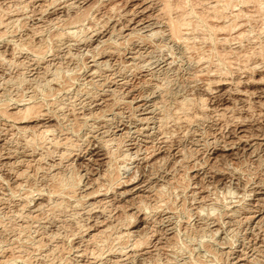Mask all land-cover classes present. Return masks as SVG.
<instances>
[{
  "label": "rangeland",
  "instance_id": "374dc122",
  "mask_svg": "<svg viewBox=\"0 0 264 264\" xmlns=\"http://www.w3.org/2000/svg\"><path fill=\"white\" fill-rule=\"evenodd\" d=\"M218 1L0 0V264H264V0Z\"/></svg>",
  "mask_w": 264,
  "mask_h": 264
},
{
  "label": "bare ground",
  "instance_id": "6f19581e",
  "mask_svg": "<svg viewBox=\"0 0 264 264\" xmlns=\"http://www.w3.org/2000/svg\"><path fill=\"white\" fill-rule=\"evenodd\" d=\"M174 1H175V0H174ZM220 1H221V0H220ZM220 1H218V2H220ZM168 2H169V1H168ZM164 3H165V2H164ZM166 3H167V2H166ZM166 3H165V4H166ZM171 3H172V2H171ZM222 3H223V2H222ZM248 3H249V2H248ZM250 3H251V2H250ZM165 4H164V6H165ZM167 4H168V3H167ZM216 4H217V3H216ZM253 4H254V3H253ZM194 5H195V4H194ZM248 5H249V4H248ZM166 6H167V5H166ZM223 6H224V4H223ZM168 7H169V5H168ZM168 7H167V8H168ZM209 7H210V6H209ZM177 8H178V7H177ZM163 9H164V8H163ZM170 9H171V8H170ZM211 9H212V8H211ZM221 9H222V8H221ZM225 9H226V8H225ZM221 11H223V10H221ZM224 11H225V10H224ZM181 12H182V11H181ZM181 12H180V13H181ZM188 13H189V12H188ZM208 13H209V12H208ZM221 13H222V12H221ZM186 14H187V13H186ZM210 14H211V13H210ZM212 14H213V13H212ZM184 15H185L184 13H183V14L181 13L180 16L178 15L179 17L176 18V19H174V21L172 20L173 22L171 21V24H172L173 26L175 25V26H177V27H178V24H181V25H179V27L185 25L186 22L184 23V20H186V19L183 20ZM187 16H188V15H187ZM255 16H256V15H255ZM0 17H1V16H0ZM168 17H169V16H168ZM223 17H224V16H223ZM184 18H185V17H184ZM253 18H254V17H253ZM3 19H5V18H3ZM243 19H244V18H243ZM76 20H77V19H76ZM156 20H157V19H156ZM204 20L206 21V19H204ZM171 24H170V25H171ZM207 24H208V23H207ZM210 24H212V23H210ZM9 25H10V24H9ZM172 25H171V26H172ZM173 26H172V27H173ZM224 26H225V25H224ZM9 27H10V26H9ZM168 28L171 30V28H170L169 26H168ZM175 28H176V27H175ZM175 28H174V29H175ZM182 28H183V27H182ZM218 28H219V27H218ZM180 29H181V28H180ZM223 29H224V28H223ZM219 30H220V29H219ZM225 30H226V29H225ZM171 31H172V30H171ZM172 32H173V31H172ZM175 33H176V32H175ZM175 33H174V34H175ZM177 34H178V33H177ZM169 35H170V34H169ZM40 46H41V45H40ZM36 52H37V51H36ZM49 52H50V51H49ZM112 52H113V51H112ZM112 52H111V53H112ZM39 53H41V52H39ZM109 53H110V52H109ZM263 55H264V54H263ZM36 57H37V56H36ZM62 57H63V56H62ZM21 60H22V59H21ZM21 74H22V73H21ZM96 78H97V77H96ZM101 79H102V78H101ZM98 81H99V80H98ZM21 82H22V81H21ZM49 82H50V81H49ZM56 83H57V82H56ZM187 101H188V100H187ZM184 104H185V103H184ZM204 104H205V103H204ZM63 105H64V104H63ZM182 105H183V104H182ZM187 105H188V104H187ZM185 106H186V104H185ZM185 106H184V107H185ZM27 107H28V106H27ZM57 107H58V106H57ZM186 107H187V106H186ZM3 108H4V107H3ZM31 108H32V105H31ZM36 108H37V106H36ZM58 108H59V107H58ZM187 108H188V107H187ZM6 109H7V108H6ZM24 109H25V108H24ZM27 109H29V107H28ZM32 109H33V108H32ZM34 109H35V108H34ZM184 109H185V108H184ZM58 110H59V109H58ZM185 110H186V109H185ZM14 111H15V110H14ZM0 112H1V111H0ZM4 113H6V112L4 111ZM23 113H24V112H23ZM38 113H39V112H38ZM30 114H31V113H30ZM181 114H182V113H181ZM0 115H1V114H0ZM9 116H10V115H9ZM11 116H12V115H11ZM187 117H188V116H187ZM9 118H10V117H9ZM14 118H15V117H14ZM11 126H12V125H11ZM19 128H20V127H19ZM14 129H15V128H14ZM74 129H75V128H74ZM20 130H21V129H20ZM20 130H19V131H20ZM41 132H43V131H41ZM41 132H40V133H37V132H36V133L42 135L41 137H44V136H43V133L41 134ZM45 132H46V131H45ZM24 134H25V133H24ZM34 134H35V133H34ZM22 135H23V133H22ZM27 135H28V134H27ZM32 136H33V135H32ZM37 137H39V136H37ZM26 138H27V137H26ZM32 139H33V138H32ZM38 139H40V137H39ZM41 139H42V138H41ZM52 139H53V138H52ZM24 140H26V139H24ZM35 140H37V139H35ZM27 141H28V140H27ZM27 141H26V142H27ZM43 141H44V139H43ZM65 141H66V139H65ZM32 142L36 144V142H34V140H32ZM37 142H38V141H37ZM28 143H29V142H28ZM66 143H67V142H66ZM71 143H72V141H71ZM29 144H31V140H30V143H29ZM63 145H64V144H63ZM69 145H71V144H69ZM56 146H57V145H56ZM69 148H70V146H69ZM63 152H64V151H63ZM107 152H108V151H107ZM65 153H66V152H65ZM65 153H64V154H65ZM62 156H63V155H62ZM62 158H63V157H62ZM37 159H38V158H37ZM109 161H110V160H109ZM60 179H61V178H60ZM69 180H70V179H69ZM106 180H107V179H106ZM59 183H60V182H59ZM63 183H64V182H63ZM104 183H105V182H104ZM57 186H58V185H57ZM64 186H65V185H64ZM116 186H117V185H116ZM60 187H61V186H60ZM55 192H56V191H55ZM28 198H29V197H28ZM57 198H58V197H57ZM60 203H61V202H60ZM65 203H66V202H65ZM56 204H57V202H56ZM153 204H154V203H153ZM57 205H58V204H57ZM62 205H63V204H62ZM62 205H61V206H62ZM95 209H96V208H95ZM97 210H98V209H97ZM29 217H30V216H29ZM106 231H107V230H106ZM99 235H101V234H99ZM102 235H103V234H102ZM104 235H105V233H104ZM95 236H96V235H95ZM105 236H106V235H105ZM107 236H108V235H107ZM89 237H90V236H89ZM101 237H102V236H101ZM92 238L95 239L94 236H92ZM118 238H119V237H118ZM90 239H91V238H90ZM90 239H89V240H90ZM98 239H99V238H98ZM144 241H145V240H144ZM82 242H83V241H82ZM94 242H95V241H94ZM100 242H101V241H100ZM86 243H87V242H86ZM98 243H99V242H98ZM142 243H143V242H142ZM91 244H92V243H91ZM112 244H113V243H112ZM88 245H89V243H88ZM97 245H98V244H97ZM90 248H91V247H90ZM102 248H103V247H102ZM136 248H137V247H136ZM7 249H8V248H7ZM61 249H62V248H61ZM76 249H77V248H76ZM56 250H57V249H56ZM93 250H94V249H93ZM18 251H20V250H18ZM85 251H86V250H85ZM87 254H88V253H87ZM19 255H20V254H19ZM97 255H98V254H97ZM82 256H83V255H82ZM92 257H93V256H92ZM98 257H99V256H98ZM2 258H3V257H2ZM2 258H1V259H2ZM13 258H14V256H13ZM7 260H8V259H7ZM15 260H16V259H15ZM0 261H1V260H0ZM4 262H5V261H4ZM1 263H2V262H1Z\"/></svg>",
  "mask_w": 264,
  "mask_h": 264
}]
</instances>
